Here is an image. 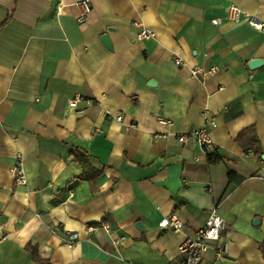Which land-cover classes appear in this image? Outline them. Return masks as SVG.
<instances>
[{
  "label": "crops",
  "instance_id": "0c3cea01",
  "mask_svg": "<svg viewBox=\"0 0 264 264\" xmlns=\"http://www.w3.org/2000/svg\"><path fill=\"white\" fill-rule=\"evenodd\" d=\"M79 1L0 0V264H178L211 212L204 264H264V29L216 7L264 22V0H89L82 22ZM209 121L213 152L177 140Z\"/></svg>",
  "mask_w": 264,
  "mask_h": 264
},
{
  "label": "built area",
  "instance_id": "2783aa9c",
  "mask_svg": "<svg viewBox=\"0 0 264 264\" xmlns=\"http://www.w3.org/2000/svg\"><path fill=\"white\" fill-rule=\"evenodd\" d=\"M78 7L79 16L78 21L82 22L86 14L90 10L89 0H82L75 3ZM216 7L225 13L226 19L233 21L235 23H240L245 21L250 26L263 30L264 22L259 21L257 18L246 15L243 11L233 4L222 5L221 2L216 4ZM153 32L147 28H142L139 33L136 35V39H143L152 37ZM177 64H181L180 59H176ZM216 71L215 67L204 68L201 65H194L190 68L189 74L192 78L198 77V75L213 74ZM80 97H75L69 101V106L71 108H76L77 102ZM122 119L121 115L116 116V120L120 121ZM215 126L214 121H209L204 125L193 127L187 132L180 133L177 136V140L181 143H184L188 140H193L205 155L211 153L215 150L214 143L210 138L209 128ZM9 173L14 177L15 183L18 185H25L27 182L25 171L23 168V161L20 157H17L16 163L9 168ZM209 191V188H207ZM223 226V219L215 212H211L204 225L197 228L193 235L186 236L185 239L178 244V252L180 255L178 264H204L203 254L210 247L214 245L216 249V256L220 258L225 252V245L221 242V229ZM158 227L161 230H167L172 232H179L183 228V221L178 217L176 213H170L164 215L158 221ZM76 232H67L65 243L68 246H72L78 235Z\"/></svg>",
  "mask_w": 264,
  "mask_h": 264
},
{
  "label": "trees",
  "instance_id": "16d2710c",
  "mask_svg": "<svg viewBox=\"0 0 264 264\" xmlns=\"http://www.w3.org/2000/svg\"><path fill=\"white\" fill-rule=\"evenodd\" d=\"M247 132L245 131V132H242V133H240V135H239V137H238V139L240 140V142L244 145V144H246V146H247V148H252V146H254V144H255V141H254V138H244L245 140H243V138H242V135L243 134H246ZM73 154L75 155V159L77 160V161H79V163L82 165V167H83V174L81 175V177L82 178H86V177H88L89 176V169H90V166H89V164H88V161H87V159H86V157H84L83 155H81L80 153H78L77 151H73ZM213 154V153H212ZM212 154H210V155H212ZM209 155V156H210ZM216 157L217 156H215L214 158L213 157H210L211 159L213 158L214 160H216ZM228 177H229V180L230 179H232L233 177H234V174L233 173H229L228 174ZM35 264H43V262L39 259V258H36L35 259Z\"/></svg>",
  "mask_w": 264,
  "mask_h": 264
},
{
  "label": "water",
  "instance_id": "95a60500",
  "mask_svg": "<svg viewBox=\"0 0 264 264\" xmlns=\"http://www.w3.org/2000/svg\"><path fill=\"white\" fill-rule=\"evenodd\" d=\"M100 38L102 39L103 43L105 44L107 48H111L110 41L108 39L109 37L107 35L103 34L102 37ZM259 62H260L259 60H252L249 62V65L254 66V65L259 64ZM257 221H258V218H255L254 222H257Z\"/></svg>",
  "mask_w": 264,
  "mask_h": 264
}]
</instances>
